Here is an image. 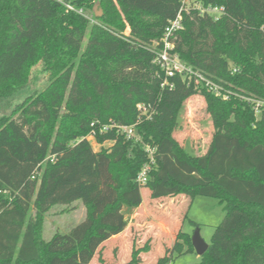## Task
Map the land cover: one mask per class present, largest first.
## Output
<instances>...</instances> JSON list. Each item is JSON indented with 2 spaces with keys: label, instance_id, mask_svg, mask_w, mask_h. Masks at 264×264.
<instances>
[{
  "label": "trees",
  "instance_id": "trees-1",
  "mask_svg": "<svg viewBox=\"0 0 264 264\" xmlns=\"http://www.w3.org/2000/svg\"><path fill=\"white\" fill-rule=\"evenodd\" d=\"M196 2L225 14L215 20L191 8L170 41L186 67L231 93L228 100L194 78H167L154 63L180 0H0V100L40 63L49 76L42 91L0 117V264H91L126 231L125 210L143 204V188L154 200L185 195L225 204L197 264H264V111L256 116L246 100L264 101V0ZM196 95L214 128L203 156L175 137ZM113 125L135 126L136 137ZM146 146L156 148V162L141 186ZM76 202L85 220L46 241V214ZM150 250L134 243L125 264H141ZM190 252L192 234L180 231L158 264Z\"/></svg>",
  "mask_w": 264,
  "mask_h": 264
},
{
  "label": "rangeland",
  "instance_id": "rangeland-1",
  "mask_svg": "<svg viewBox=\"0 0 264 264\" xmlns=\"http://www.w3.org/2000/svg\"><path fill=\"white\" fill-rule=\"evenodd\" d=\"M92 17V15H90ZM130 34L128 29L125 33ZM49 76L43 72L42 63L35 66L29 77V82L19 88L10 98L0 100V117L11 114L15 105L22 103L28 97L39 93L48 84ZM179 128L175 137L185 149L194 156L206 154L214 128L210 116L206 112V102L202 96L196 95L189 99L179 118ZM96 151L101 149L93 137L89 138ZM110 147L111 143H106ZM143 204L133 210H125L130 227L115 241H111L99 249L91 264H125L130 261L133 244L137 248L149 245L151 249L142 253L141 264H158L166 251L176 242L177 234L182 231L194 234L191 222L200 227L201 237L209 244L216 228L225 218V204L218 199L196 196L190 198L181 195L176 198L154 200L149 189H142ZM87 210L82 202L71 206H55L45 216L43 238L52 239L56 233H69L74 227L85 220ZM201 261L196 252H190L176 257L171 264H197Z\"/></svg>",
  "mask_w": 264,
  "mask_h": 264
},
{
  "label": "built area",
  "instance_id": "built-area-1",
  "mask_svg": "<svg viewBox=\"0 0 264 264\" xmlns=\"http://www.w3.org/2000/svg\"><path fill=\"white\" fill-rule=\"evenodd\" d=\"M182 5V10L179 13L178 17L169 22L168 26L165 28L164 36L161 39L160 43H156L155 47H159L160 49L155 52L156 57L154 63L160 66V68L165 72L167 78H173L176 75H181L184 79L190 81L192 78L195 79V83L204 84L207 90L213 92L217 96H221L222 98L228 100L231 93L224 88L208 78L204 75L195 72L191 68L186 67L178 58V55L174 53L175 46L170 41V38L173 37L176 33L181 31L184 27V15L183 12H189L191 8L198 10L201 14H208L212 16L215 20H219L225 14V8L223 7H202L200 4L196 2V0H180ZM70 10H74L71 6H68ZM80 14L84 15L83 10L79 11ZM91 21H93V17L87 16ZM168 80H166L167 84ZM173 87V86H171ZM246 100L252 104L253 109L255 111L256 116H260L264 111V101L252 98H246ZM111 127L118 128L123 134L126 135L127 138L133 139L136 137L135 126H118L113 125ZM107 130V127H106ZM148 157L149 164L146 165L143 170L140 172L138 176V183L141 186H145L148 182V175L151 170L153 164H155L156 159V148L151 146H146L145 148ZM53 161V159H51Z\"/></svg>",
  "mask_w": 264,
  "mask_h": 264
},
{
  "label": "water",
  "instance_id": "water-1",
  "mask_svg": "<svg viewBox=\"0 0 264 264\" xmlns=\"http://www.w3.org/2000/svg\"><path fill=\"white\" fill-rule=\"evenodd\" d=\"M192 244L196 253L202 257L208 250L209 244L201 237L200 229L197 228L192 235Z\"/></svg>",
  "mask_w": 264,
  "mask_h": 264
},
{
  "label": "crops",
  "instance_id": "crops-1",
  "mask_svg": "<svg viewBox=\"0 0 264 264\" xmlns=\"http://www.w3.org/2000/svg\"><path fill=\"white\" fill-rule=\"evenodd\" d=\"M129 227H130V225H128V228H129ZM128 228L126 229V231L128 230ZM126 231L123 232L122 234L118 235V236H115V237L111 238V239L108 240L106 243H104V245H107V243H109V242H111V241H115L116 239H119V237L123 236L124 233H126ZM104 245H103V246H104ZM103 246H102V247H103Z\"/></svg>",
  "mask_w": 264,
  "mask_h": 264
}]
</instances>
